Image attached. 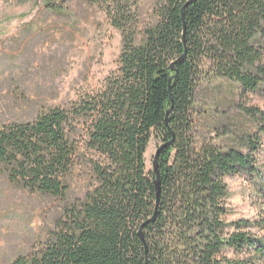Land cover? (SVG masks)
<instances>
[{"label":"trees","instance_id":"obj_1","mask_svg":"<svg viewBox=\"0 0 264 264\" xmlns=\"http://www.w3.org/2000/svg\"><path fill=\"white\" fill-rule=\"evenodd\" d=\"M73 1L43 3L65 15ZM88 1L122 31L118 69L66 106L0 123V177L63 203L46 241L11 264H264V177L255 185L258 215L229 220L225 179L258 173L254 158L198 146L191 111L207 60L245 92L262 86L264 0H160L140 36L132 30L138 0ZM242 109L254 131L238 126V135L256 149L264 112ZM153 136L173 144L160 152L161 198L149 222L157 203L146 164Z\"/></svg>","mask_w":264,"mask_h":264},{"label":"rangeland","instance_id":"obj_2","mask_svg":"<svg viewBox=\"0 0 264 264\" xmlns=\"http://www.w3.org/2000/svg\"><path fill=\"white\" fill-rule=\"evenodd\" d=\"M159 1L138 0L132 28L138 36L156 21ZM122 39L104 8L88 0L73 1L65 15L48 10L43 0H0V123L33 120L43 109L66 106L102 87L118 69ZM242 106L264 112V82L257 91L245 92L239 83L215 75L207 60L191 109L195 141L250 153L259 173L226 177L229 220L256 217L262 203L255 185L259 175L264 177V134L256 149L238 135V126L254 131ZM161 143L156 136L149 143L148 171ZM62 207L54 197L30 193L0 177V264H11L44 243Z\"/></svg>","mask_w":264,"mask_h":264},{"label":"water","instance_id":"obj_3","mask_svg":"<svg viewBox=\"0 0 264 264\" xmlns=\"http://www.w3.org/2000/svg\"><path fill=\"white\" fill-rule=\"evenodd\" d=\"M193 1H196V0H190V1H188L185 6L189 5ZM185 29H186V26H185ZM184 37H185V35H184ZM184 43H186V39L185 38H184ZM186 55H187V53L185 51V53L178 60H176L175 62H173L171 64L170 68L172 70H175L176 71V64L179 61H182L183 59H185ZM172 80H173V78L170 79L171 82H172ZM171 101L173 102V98L172 97H171ZM172 110H173V106L167 112V119H166L167 123L169 122V116H170ZM172 144H173V140L170 141V142H167L165 144L160 145V147L157 149L156 154H155V157H154V161H153V172H154V175H155V184H156V190H157V203H156V210H155L154 216L149 220V222L150 221H154L156 219L157 212H158V207H159V204H160V198H161L160 171H159V156H160V152H161V150L164 147H168V146H170ZM142 229H143V226L141 227L140 235H141V238L144 240V235H143Z\"/></svg>","mask_w":264,"mask_h":264},{"label":"bare ground","instance_id":"obj_4","mask_svg":"<svg viewBox=\"0 0 264 264\" xmlns=\"http://www.w3.org/2000/svg\"><path fill=\"white\" fill-rule=\"evenodd\" d=\"M146 157H147V154H146Z\"/></svg>","mask_w":264,"mask_h":264}]
</instances>
